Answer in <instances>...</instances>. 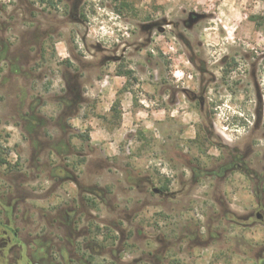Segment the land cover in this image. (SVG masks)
Returning a JSON list of instances; mask_svg holds the SVG:
<instances>
[{"label":"rangeland","instance_id":"rangeland-1","mask_svg":"<svg viewBox=\"0 0 264 264\" xmlns=\"http://www.w3.org/2000/svg\"><path fill=\"white\" fill-rule=\"evenodd\" d=\"M263 7L264 0H0V165L30 166L27 126L36 128L29 120L43 117L38 136H68L67 152L102 160L87 175L101 170L109 196L135 200L136 172L168 196L177 194L166 199L165 211L152 206L139 216L165 221L168 232L178 234V188L189 179L178 153L191 152L193 127L210 120L181 93L191 90L193 49L198 44L211 62L229 56L246 74L259 71L264 100ZM65 59L78 69L85 92L75 116L68 112L63 121L66 132L57 96L63 87L58 64ZM209 97L219 104L211 119L225 143L234 137L226 132L228 122L244 113L255 121L253 104L239 108L244 94L220 88ZM30 106L38 112L33 117ZM256 143H247L248 152L264 157V136ZM166 264H178V255ZM229 264H240L239 256L231 254Z\"/></svg>","mask_w":264,"mask_h":264},{"label":"flooded vegetation","instance_id":"flooded-vegetation-1","mask_svg":"<svg viewBox=\"0 0 264 264\" xmlns=\"http://www.w3.org/2000/svg\"><path fill=\"white\" fill-rule=\"evenodd\" d=\"M52 55L55 65L54 50ZM204 55L197 44L191 90H181L194 111L210 120L193 127L191 152L178 153L180 167L189 175L178 188V234H170L165 221L139 216L152 206L165 211L166 199L177 194L168 196L163 186H152L147 176L136 172L133 177L141 184L135 200L109 196L101 170L87 175L88 167L101 168L102 160L91 153L67 152L68 136H38L43 117H36L29 123L38 127L26 130L34 149L30 166L8 169L6 160L0 165V264H166L176 255L178 264H229L231 254L239 256L240 264H264V157L246 146H258L256 141L264 136L261 73L240 71L229 56L211 62ZM58 67L63 81L58 105L66 123L85 92L73 62L65 59ZM220 88L244 94L240 110L249 104L255 108V121L244 113L226 124L227 134L234 136L228 143L211 119L219 104L209 96ZM29 108L27 116L38 113L36 106ZM56 145L60 151H54ZM41 181L46 186L34 184Z\"/></svg>","mask_w":264,"mask_h":264},{"label":"trees","instance_id":"trees-1","mask_svg":"<svg viewBox=\"0 0 264 264\" xmlns=\"http://www.w3.org/2000/svg\"><path fill=\"white\" fill-rule=\"evenodd\" d=\"M262 12H263V14H262V16L260 17V25H263L264 24V7H263V10H262ZM118 75H121V74H118ZM123 75V74H122ZM116 108H118V104L116 103H114L113 104V106H112V108H110V111H112V112H115V109ZM116 114H118V112H116Z\"/></svg>","mask_w":264,"mask_h":264}]
</instances>
